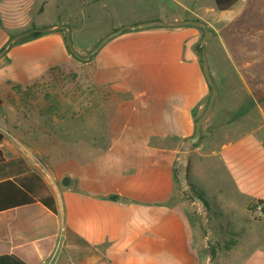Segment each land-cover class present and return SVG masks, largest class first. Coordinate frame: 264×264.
Instances as JSON below:
<instances>
[{
    "label": "crops",
    "instance_id": "0c3cea01",
    "mask_svg": "<svg viewBox=\"0 0 264 264\" xmlns=\"http://www.w3.org/2000/svg\"><path fill=\"white\" fill-rule=\"evenodd\" d=\"M262 1L219 10L214 0H0V51L34 13L52 11L61 19L53 27L77 9L104 14V35L145 21L197 19L211 39L244 33L264 43ZM202 36L194 25H154L108 39L84 88L67 93L64 140L55 135L56 110L27 101L34 92L24 88L67 59L65 35L56 29L10 45L0 57V182L52 197L56 212L38 200L0 208V256L26 264H209L213 257V264H264V216L249 211L264 200V83L250 86L242 74L233 89L224 79L187 151L186 177L203 202L206 233L199 207L174 180L209 92ZM224 45L232 65L245 67ZM16 200L15 187L0 189V202Z\"/></svg>",
    "mask_w": 264,
    "mask_h": 264
},
{
    "label": "rangeland",
    "instance_id": "374dc122",
    "mask_svg": "<svg viewBox=\"0 0 264 264\" xmlns=\"http://www.w3.org/2000/svg\"><path fill=\"white\" fill-rule=\"evenodd\" d=\"M258 8L264 11V1L261 2V5ZM250 13L254 14L255 10L252 9ZM66 17V26H68L70 29V37L73 47L81 55H86V53L90 50L88 48H92L105 36L101 33V30L105 28L106 22H108V18H105L104 14L102 13L101 17H98L97 12L83 16L81 11L77 9L73 12H70ZM31 19L33 20L32 25L28 29L49 27V24L51 23L61 22V19L57 17V15L48 10L41 15L34 13L31 16ZM59 30L65 35V29ZM14 35L15 34H12L11 37ZM243 35L244 33H240L237 34L235 38L231 37V39H226L224 37L223 40H219L216 37L213 39H207L209 43L208 50L210 51L208 55L209 66L210 70L214 73V83L217 90L219 89L222 91L226 88V86L223 85L224 79L230 80L228 82V84L230 83V88L236 89L237 87H239V76L242 74H244V79L250 84V86H252L253 84L264 83V43L259 37H246V35ZM226 42H228L229 44V48L231 49L230 53L234 60H247L245 63V67L241 65H237L234 67L232 65V63L230 62L231 58L227 54L224 45V43ZM96 54L97 52L91 57L89 61H82L73 56L67 49V59L64 62L52 66L46 74L42 75L35 82L24 88L26 91L34 92L33 97L27 98V101L33 100L36 101V104L39 103L38 105H42V107H52V111L53 109L56 110L58 126L54 131L58 140L65 139V136L63 135V133H61L62 131H60V129L61 127H64L63 123L66 115V105L68 99L67 93L71 92L72 90L81 91L84 88L83 83L85 84V80L92 76L94 70L93 57H95ZM2 61L3 59L0 60V62ZM15 89L22 88L16 86ZM209 95L210 88L208 94L203 100L202 111L206 106ZM255 98L259 100L260 98H262V94H256ZM78 100L80 103L81 94H79ZM209 117L210 115L205 120V123L208 121ZM42 142L43 144H46V142L48 141L47 139L45 140L43 138ZM193 145H196V143ZM51 149L54 148L51 147ZM178 185V190L180 191L182 189L180 191V194L183 193L184 196L190 197L187 194V191L183 190L182 184L178 183ZM189 199L190 201H192L191 198Z\"/></svg>",
    "mask_w": 264,
    "mask_h": 264
},
{
    "label": "water",
    "instance_id": "95a60500",
    "mask_svg": "<svg viewBox=\"0 0 264 264\" xmlns=\"http://www.w3.org/2000/svg\"><path fill=\"white\" fill-rule=\"evenodd\" d=\"M154 25H164V26L194 25V26L200 27L203 30V36L200 40L201 42H204L207 39H210L212 37V32L207 28L206 24L203 21H200L197 19H185V20H180V21L151 20V21H145V22L137 23L135 25L119 27L116 30L105 35L96 45H94L86 53V55H81L73 47L72 40L70 37L69 27L66 25H57V26H53V27L31 28V29H27L25 31H22L21 33H18L16 35L12 36L8 40L7 44L0 51V57L3 56V54L8 50V48L10 47V45L13 42L31 34L34 31L38 30L41 32H48V31L56 30V29H65L66 30V32H65V43H66V46L68 48V51L73 56L78 58L79 60L89 61L91 59V57L106 43V41L108 39H110L113 36L120 34L124 29L135 30V29H141V28H145L148 26H154ZM201 65H202L203 74H204L205 79H206V81L209 85V88H210V95H209V98H208V101L206 103L204 110L198 116V118L195 120L193 134L190 137L186 138L184 140L182 146H181V151L178 155L177 167L179 170L178 178H179L180 183L184 186V190H186L187 194L189 196H191L192 199H194L195 204L200 209V220H201V224L203 226V229L205 230V233H206L207 231H209V227H208V223L206 220L205 208H204L203 202L200 198H198L192 194V191H191V189L188 185L187 179H186V153H187V150L190 148V146H192L193 144H195L199 141L200 134H201V126L205 122V120L208 118V116L210 115V113L213 109V106H214L215 98L218 94V90H217L216 86L214 85V82H213V79H212V76L210 73V69H209V65H208V61H207V57H206V53H205L204 49L201 50ZM1 103H2V99H0V104ZM214 259L215 258L213 257L209 264H213Z\"/></svg>",
    "mask_w": 264,
    "mask_h": 264
},
{
    "label": "trees",
    "instance_id": "16d2710c",
    "mask_svg": "<svg viewBox=\"0 0 264 264\" xmlns=\"http://www.w3.org/2000/svg\"><path fill=\"white\" fill-rule=\"evenodd\" d=\"M237 1L238 0H214V2L216 4V7L219 10L228 9L233 4H235ZM44 33L45 32H41V31H38V30L34 31L31 34H29V35H27V36L15 41L13 44L19 43V42H22V41H25V40H28V39H31V38L38 37V36H40V35H42ZM197 49L200 51L201 48L197 46ZM259 93H261L260 90L257 91V94H259ZM197 118L198 117H196V119ZM2 139H3V134L0 131V143H1ZM3 161H4V157H3L2 150L0 148V163H2ZM173 176H174V180H175V183L177 185V188H179V185H178L179 180H178V170H177V168L174 169ZM62 183L63 184L66 183V179L65 178L62 180ZM5 185H11V186L15 187L16 193H18V195H19V200L18 201L16 200L14 202H5V201L0 202V208H5V206H8V204H11V203L25 204V203H30V202H34V201L38 200V201H41L44 205H46L51 211L56 212V208H55L54 201H53L52 197H48L46 199L39 198L30 189L21 187V186L17 185L15 182H13L11 180L0 182V189H3V187ZM189 185H190V183H189ZM110 197L114 198V199L117 198L114 195H111ZM187 198H191L192 199L191 196L187 197ZM260 201H264V200H260ZM217 247H218V243H216V242L209 243V250H210V253H211L212 257L214 256L215 249ZM0 264H26V263H24L23 261H21L19 258L15 257V256L5 255V256H0Z\"/></svg>",
    "mask_w": 264,
    "mask_h": 264
},
{
    "label": "built area",
    "instance_id": "2783aa9c",
    "mask_svg": "<svg viewBox=\"0 0 264 264\" xmlns=\"http://www.w3.org/2000/svg\"><path fill=\"white\" fill-rule=\"evenodd\" d=\"M177 163H178V159H177ZM177 170H178V167H177ZM179 172V170H178ZM179 180V178H178ZM180 183V181H179ZM181 184V183H180ZM183 186V185H182ZM183 190H184V186L182 187ZM249 211L255 216V217H261V216H264V201H260V200H257L255 201Z\"/></svg>",
    "mask_w": 264,
    "mask_h": 264
}]
</instances>
